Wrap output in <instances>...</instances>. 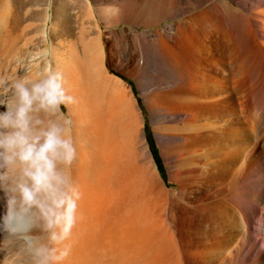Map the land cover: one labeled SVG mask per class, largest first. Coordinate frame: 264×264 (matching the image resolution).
Returning a JSON list of instances; mask_svg holds the SVG:
<instances>
[{
  "label": "bare ground",
  "instance_id": "obj_1",
  "mask_svg": "<svg viewBox=\"0 0 264 264\" xmlns=\"http://www.w3.org/2000/svg\"><path fill=\"white\" fill-rule=\"evenodd\" d=\"M40 1L0 7V113L15 116L18 84L34 97L26 129L0 135L39 147L60 128L74 155L48 153L40 185L31 161L0 159V264H34L39 246L66 253L53 264H264V0ZM53 77L70 101L49 102Z\"/></svg>",
  "mask_w": 264,
  "mask_h": 264
},
{
  "label": "clouds",
  "instance_id": "obj_2",
  "mask_svg": "<svg viewBox=\"0 0 264 264\" xmlns=\"http://www.w3.org/2000/svg\"><path fill=\"white\" fill-rule=\"evenodd\" d=\"M46 85L56 93V96L50 99V103L58 104L71 100V97H67L63 94L55 77L47 81ZM16 87L19 93V107L16 110L14 117L10 116L8 113H0V127L14 126L24 130L27 126L26 114L29 111L34 97L23 84H18ZM43 87L44 86L42 85H36L32 92H41ZM49 95L51 96L52 94L49 93ZM62 131V129L54 127L51 131L46 133V141L39 147H37L39 138H37L36 141L29 143L28 139L22 136L20 132L7 136L0 135V149L4 150L3 152H0V159H3L6 164H11L14 161V157L19 155L21 160L31 161V168H34L35 172L26 170L25 175L31 177L36 185H40L42 181H46V173H50L53 168V161L47 155L48 153L51 154L52 158H62L69 163L73 158L74 149L71 140L62 139L60 135ZM17 149H19V151H17ZM2 166L3 165H0V167ZM4 178V176L0 175V180H3ZM19 187L25 204L36 203L33 199V190H30L23 184ZM14 203V200L9 201L10 205ZM64 203V200H60L57 203V207ZM74 209L75 203L69 198L66 210L63 214L53 213V215H55V220L49 219L48 227L52 228L54 225L59 226V232H52V241L59 243L68 237L74 224ZM33 255L35 257L34 264H53V261L59 260L63 255H66V253L57 255V250L55 248L39 246L33 249Z\"/></svg>",
  "mask_w": 264,
  "mask_h": 264
},
{
  "label": "rangeland",
  "instance_id": "obj_3",
  "mask_svg": "<svg viewBox=\"0 0 264 264\" xmlns=\"http://www.w3.org/2000/svg\"><path fill=\"white\" fill-rule=\"evenodd\" d=\"M63 0H55L54 1V7L58 6L60 7V4H63ZM41 3L40 0H0V7L3 11L7 10L8 5H11V8L19 14H24L25 12V8H29L26 9L30 10V11H34L35 9L38 8V5ZM3 4V5H2ZM5 5V6H4ZM37 5V6H36ZM6 7V8H5ZM0 9V10H1ZM1 10V11H2ZM164 23H166V21H160L158 23V25H163ZM124 25V24H123ZM120 76L129 84L132 85V89L134 91V94L136 95V97L138 98V102L140 103V105L142 106L143 112L145 114V118H146V122H145V131H146V139L147 142L149 144L150 149L153 151L154 154V158L158 164V168L160 173L162 174L163 177H167L166 175V169H165V164L163 162L156 138L154 136L153 130L151 129L152 125H151V121L148 118V114H147V110L144 107V103H143V99H142V95L140 94L139 90L136 88L135 86V82L132 78L124 75V74H120ZM62 109L65 110L64 106H62Z\"/></svg>",
  "mask_w": 264,
  "mask_h": 264
},
{
  "label": "trees",
  "instance_id": "obj_4",
  "mask_svg": "<svg viewBox=\"0 0 264 264\" xmlns=\"http://www.w3.org/2000/svg\"><path fill=\"white\" fill-rule=\"evenodd\" d=\"M159 167V166H158Z\"/></svg>",
  "mask_w": 264,
  "mask_h": 264
}]
</instances>
